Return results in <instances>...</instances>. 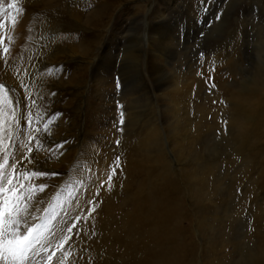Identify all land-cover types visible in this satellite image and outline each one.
I'll return each instance as SVG.
<instances>
[{
    "label": "rangeland",
    "instance_id": "obj_1",
    "mask_svg": "<svg viewBox=\"0 0 264 264\" xmlns=\"http://www.w3.org/2000/svg\"><path fill=\"white\" fill-rule=\"evenodd\" d=\"M0 165L30 264H264V0H0Z\"/></svg>",
    "mask_w": 264,
    "mask_h": 264
},
{
    "label": "snow or ice",
    "instance_id": "obj_2",
    "mask_svg": "<svg viewBox=\"0 0 264 264\" xmlns=\"http://www.w3.org/2000/svg\"><path fill=\"white\" fill-rule=\"evenodd\" d=\"M216 18L219 19L220 17L217 16ZM2 168L3 165H0V169ZM8 183L11 185L12 180L10 179ZM9 191L10 195L0 201V258H3L5 264H30L32 258L30 254L36 253L34 242H40V234L34 235L36 229L32 227L27 229L26 234H20L17 231L19 220L24 219V217L20 215L22 209L18 204L19 193L17 189L10 188ZM69 231L71 232L72 229ZM68 239L69 237L65 236V240ZM48 259L51 260L52 257L49 256Z\"/></svg>",
    "mask_w": 264,
    "mask_h": 264
},
{
    "label": "bare ground",
    "instance_id": "obj_3",
    "mask_svg": "<svg viewBox=\"0 0 264 264\" xmlns=\"http://www.w3.org/2000/svg\"><path fill=\"white\" fill-rule=\"evenodd\" d=\"M140 1H142V0H140ZM144 4H142L141 2L139 3V4H136L135 5V8H137V7H142ZM147 5V4H146ZM146 8V7H145ZM149 13V12H148ZM163 16V15H162ZM158 24H160V23H158ZM147 27H149V26H147ZM152 27V26H151ZM154 27V26H153ZM155 28V27H154ZM153 28V29H154ZM149 30V29H148ZM155 33H157V29L155 28V32H154V34ZM159 33L161 34V32H159V29H158V35H159ZM148 34V33H147ZM148 36V35H147ZM153 36V35H152ZM177 39V41H178V38H176ZM175 39V40H176ZM151 40H158V41H154V43H153V45L155 46V48H156V50L158 51V50H160L159 49V46H162V45H165V42H166V44L168 45V44H171V42H173V41H175V40H173V41H171L172 39H168V41H167V38H165L164 36H162V35H160V37H155V35H154V37H152L151 38ZM176 41V42H177ZM147 42V41H146ZM180 45V44H179ZM139 47V46H138ZM165 47V46H164ZM166 47H168V46H166ZM150 51H152V49H151V44H150ZM138 49V48H137ZM136 49V50H137ZM163 49V48H162ZM161 49V50H162ZM166 49V48H165ZM135 51V50H134ZM59 52H62V57L63 58H66V57H69V59L71 60V59H73L74 61H77V62H79V63H89V64H91V61L90 60H93L94 59V57H88L87 55L86 56H81L80 54H77V52H76V50L75 49H71V48H67V49H63V50H60ZM170 52V51H169ZM82 54H84L85 55V53H87V52H81ZM128 53V52H127ZM133 53H136V52H132V54L129 56V58L130 57H132V55H134ZM162 53V52H161ZM171 53H174V49L171 51ZM163 55V54H162ZM88 57V58H87ZM159 57H160V55H159ZM149 58V57H148ZM154 59V58H153ZM155 59H157V55H155ZM164 59V58H163ZM174 59V58H173ZM164 61V60H163ZM50 62H52V61H50ZM92 63H93V61H92ZM137 63V62H136ZM49 64V63H48ZM100 64V63H99ZM129 64H131V63H129ZM140 64V63H139ZM154 64V63H153ZM161 65V64H160ZM49 66V65H48ZM130 67V66H129ZM127 68H128V66H127ZM159 68V67H158ZM100 69V68H99ZM130 69V68H129ZM139 69V68H138ZM131 70H132V68H131ZM140 70V69H139ZM155 70V69H154ZM124 71V70H123ZM159 71V70H158ZM157 71V72H158ZM160 72V71H159ZM52 74V73H51ZM147 76V75H146ZM150 76V75H149ZM164 77L166 76V75H163ZM143 77V76H142ZM97 80V79H96ZM169 80V79H168ZM86 81V80H85ZM95 82V81H94ZM168 83V82H167ZM83 84H85V83H83ZM87 84V83H86ZM94 85H96L97 87L99 86V87H101L100 85H99V82L98 81H96L95 82V84ZM85 87H86V85L85 86H82L81 87V89L84 91L85 90ZM59 88V87H58ZM61 89H62V87H61ZM64 89V88H63ZM92 89V88H91ZM145 89V88H144ZM167 89H169V92H168V94L169 95H173V93H172V90H171V82L167 85ZM163 90V89H162ZM88 91V88H87V90H86V92ZM85 92V91H84ZM101 93V92H100ZM166 93V95H167V92H165ZM93 94V93H92ZM102 94V93H101ZM81 95V94H80ZM89 95V94H88ZM80 97V96H79ZM158 97V96H157ZM83 96L81 95V97L79 98V100H78V102L81 104V103H84V101H83ZM94 100H95V97L93 98ZM170 100V99H169ZM101 101V100H100ZM152 101V100H151ZM102 102V101H101ZM148 102H149V100H148ZM156 102V101H155ZM90 103V102H89ZM158 103V102H157ZM96 104V103H95ZM163 104V103H162ZM74 105V104H73ZM102 105V104H101ZM152 105V104H151ZM85 106V105H84ZM91 106V105H90ZM153 106H155V105H153ZM168 106V105H167ZM166 106V107H167ZM79 106H77V108H78ZM89 107V106H88ZM105 107V106H104ZM103 108V107H102ZM103 109H105V108H103ZM106 110V109H105ZM94 113V112H93ZM96 114V113H95ZM94 115V114H93ZM83 116H84V114H83ZM97 116V115H96ZM90 118V117H89ZM84 119V118H83ZM85 119H86V117H85ZM90 120V119H89ZM82 122V121H81ZM86 122V121H85ZM88 122V121H87ZM97 122H98V120H97ZM59 124V123H58ZM98 124V123H97ZM88 125H90V123L88 124ZM87 125V126H88ZM99 125V124H98ZM86 126V127H87ZM92 126V125H91ZM98 127V126H97ZM82 128V127H81ZM93 128V127H92ZM99 128V127H98ZM87 129V128H86ZM73 130H75V129H72V131ZM103 130V129H102ZM88 132V131H87ZM89 134H91L90 133V130H89ZM100 134V133H99ZM159 134V133H158ZM89 137V136H88ZM81 142H82V140H81ZM85 142V141H84ZM95 143V142H94ZM77 144V143H76ZM80 145V144H79ZM91 145V144H90ZM75 146V145H74ZM81 146V145H80ZM86 146V145H85ZM87 148V147H86ZM92 148H93V146H92ZM101 148V147H100ZM84 149V148H83ZM88 150V149H87ZM86 150V151H87ZM91 150V149H90ZM86 151H85V153H86ZM75 152V151H74ZM96 153V152H95ZM87 154H89V153H87ZM91 155V154H90ZM78 157H80V156H78ZM81 158V157H80ZM85 158H87V157H85ZM78 160V159H77ZM73 166V165H72ZM86 169H87V167H86ZM72 170V169H71ZM84 171V170H83ZM82 171V172H83ZM75 172V171H74ZM81 172V173H82ZM86 172V171H85ZM79 173V172H78ZM75 175V174H74ZM85 175V174H84ZM77 176V175H76ZM81 176V175H80ZM97 177V176H96ZM95 179V178H94ZM93 180V179H92ZM82 181V180H81ZM73 182V181H72ZM79 182V181H78ZM89 183V182H88ZM91 183V182H90ZM82 184V183H81ZM68 186V185H67ZM75 186V185H74ZM77 186V185H76ZM84 186V185H83ZM83 186H82V188H83ZM86 186V185H85ZM84 186V187H85ZM60 187V186H59ZM72 187V186H71ZM90 187H91V185H90ZM93 187V186H92ZM91 187V188H92ZM66 188V187H65ZM88 188H89V185H88ZM90 188V189H91ZM81 189V188H80ZM74 190V189H73ZM77 190V189H76ZM88 190V189H87ZM64 191V190H63ZM70 191V190H69ZM78 191V190H77ZM82 191V190H81ZM83 192H85L84 190H83ZM1 193V192H0ZM68 194H70V193H68ZM67 194V195H68ZM79 194V193H78ZM83 194V193H82ZM87 194V193H86ZM2 195V194H1ZM63 195V194H62ZM81 195V194H80ZM58 197V196H57ZM70 197V196H69ZM64 198V197H63ZM75 198V197H74ZM78 199V198H77ZM76 199V200H77ZM59 200V199H58ZM53 201V200H52ZM79 201V200H78ZM53 203V202H52ZM69 203V202H68ZM76 203V202H75ZM54 204V203H53ZM52 204V205H53ZM57 204V203H56ZM55 206V205H54ZM57 207H58V205H57ZM75 208V207H74ZM71 209V208H70ZM73 210V209H72Z\"/></svg>",
    "mask_w": 264,
    "mask_h": 264
}]
</instances>
